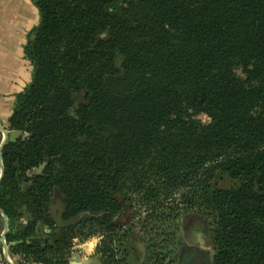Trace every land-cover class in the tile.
<instances>
[{
  "label": "trees",
  "instance_id": "obj_1",
  "mask_svg": "<svg viewBox=\"0 0 264 264\" xmlns=\"http://www.w3.org/2000/svg\"><path fill=\"white\" fill-rule=\"evenodd\" d=\"M32 1L1 150L9 255L69 264L96 237L100 264H128L129 241L170 264L191 212L211 264H264V0ZM58 199L91 215L58 227Z\"/></svg>",
  "mask_w": 264,
  "mask_h": 264
},
{
  "label": "crops",
  "instance_id": "obj_2",
  "mask_svg": "<svg viewBox=\"0 0 264 264\" xmlns=\"http://www.w3.org/2000/svg\"><path fill=\"white\" fill-rule=\"evenodd\" d=\"M38 22L39 15L32 0H0V147L5 141L18 137V132L10 130L9 119L16 95L32 80V65L23 49L28 32ZM4 225L0 213V238ZM99 241L96 237L84 242L75 240L69 264H95ZM134 253V259L141 262Z\"/></svg>",
  "mask_w": 264,
  "mask_h": 264
},
{
  "label": "rangeland",
  "instance_id": "obj_3",
  "mask_svg": "<svg viewBox=\"0 0 264 264\" xmlns=\"http://www.w3.org/2000/svg\"><path fill=\"white\" fill-rule=\"evenodd\" d=\"M79 100V98H77ZM202 122H207L209 119L204 115L197 117ZM232 182L223 180L220 182L221 187L231 185ZM180 230L178 237L181 243L178 246H173L171 255L166 260L171 261L170 264H180L182 260L190 258V253L195 254L190 261L191 264H211L213 257V248L210 243L209 236L206 233L207 223L199 218L195 213H186L181 217ZM130 245L135 249L134 255L144 264L145 246L142 243L130 242ZM128 243V244H129ZM171 249V248H170ZM133 254V253H132ZM196 254L197 255L196 257ZM199 257V260H198Z\"/></svg>",
  "mask_w": 264,
  "mask_h": 264
},
{
  "label": "water",
  "instance_id": "obj_4",
  "mask_svg": "<svg viewBox=\"0 0 264 264\" xmlns=\"http://www.w3.org/2000/svg\"><path fill=\"white\" fill-rule=\"evenodd\" d=\"M3 144L0 147V167H1L0 179H1L2 173H3L2 162H1V150H2ZM36 171L39 173L41 171V168H38ZM50 209H51V215L53 216V221L58 227H67V226L73 225V224L77 223L80 219H82L84 217H88V216L91 215V213H79L76 216H74L73 218H70V219L64 221L63 218H62V214H63V211H64V206H63L62 201L60 199H58L55 202V204L51 205ZM0 213L2 214V216L4 218V224H5L4 225V229L2 231V234H1V240L4 243V248L6 249L5 232L7 230L8 222H7L6 216L1 211H0ZM94 263L95 264H100L98 261H96ZM128 264H141V262L136 261L134 259V257L132 256V254H130L129 257H128Z\"/></svg>",
  "mask_w": 264,
  "mask_h": 264
},
{
  "label": "built area",
  "instance_id": "obj_5",
  "mask_svg": "<svg viewBox=\"0 0 264 264\" xmlns=\"http://www.w3.org/2000/svg\"><path fill=\"white\" fill-rule=\"evenodd\" d=\"M5 245L6 249L4 248V243L0 238V264H27L17 257H11L9 255L8 245L6 244V241Z\"/></svg>",
  "mask_w": 264,
  "mask_h": 264
},
{
  "label": "flooded vegetation",
  "instance_id": "obj_6",
  "mask_svg": "<svg viewBox=\"0 0 264 264\" xmlns=\"http://www.w3.org/2000/svg\"><path fill=\"white\" fill-rule=\"evenodd\" d=\"M195 254H191L190 253V258L192 259V257L194 256ZM197 255H199V254H196V257H197ZM190 258H188L187 260H182V262L180 263V264H191V263H189L188 261H190ZM194 258V257H193ZM198 260H199V257H198ZM194 264V263H193ZM199 264H202L201 262L199 263Z\"/></svg>",
  "mask_w": 264,
  "mask_h": 264
}]
</instances>
